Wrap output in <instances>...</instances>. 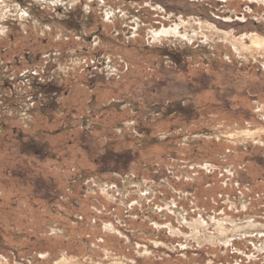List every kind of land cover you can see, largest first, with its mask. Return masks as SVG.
I'll return each instance as SVG.
<instances>
[{"label":"rangeland","instance_id":"rangeland-1","mask_svg":"<svg viewBox=\"0 0 264 264\" xmlns=\"http://www.w3.org/2000/svg\"><path fill=\"white\" fill-rule=\"evenodd\" d=\"M254 35L264 0H0V264H264Z\"/></svg>","mask_w":264,"mask_h":264},{"label":"bare ground","instance_id":"bare-ground-1","mask_svg":"<svg viewBox=\"0 0 264 264\" xmlns=\"http://www.w3.org/2000/svg\"><path fill=\"white\" fill-rule=\"evenodd\" d=\"M3 7V6H2ZM5 9V8H4ZM6 10V9H5ZM24 16V14H22V17ZM167 34V33H166ZM168 35V34H167ZM243 49H249V48H254L257 50H264V38L260 37L259 35H254L251 36L250 38V44L245 45L244 43L241 44ZM245 50V51H246ZM250 225H252L251 223H249ZM249 225V226H250ZM248 226V225H247ZM253 226V225H252ZM251 228V227H248ZM253 228V227H252ZM253 232V231H252ZM68 260V258L66 256H63L62 261L66 262ZM119 263V262H118Z\"/></svg>","mask_w":264,"mask_h":264}]
</instances>
